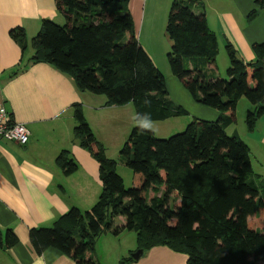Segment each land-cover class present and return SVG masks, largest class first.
<instances>
[{
	"label": "trees",
	"instance_id": "16d2710c",
	"mask_svg": "<svg viewBox=\"0 0 264 264\" xmlns=\"http://www.w3.org/2000/svg\"><path fill=\"white\" fill-rule=\"evenodd\" d=\"M54 1L63 24L43 19L29 43L21 26L10 29L22 54L30 46L34 61L68 74L80 91L104 95V106L131 102L135 120L188 113L169 97L163 74L138 41L126 10L129 0ZM255 3L264 6V0ZM256 10L248 13L249 21ZM164 34L170 41L166 57L171 73L195 101L220 115L213 121L195 117L167 138L134 126L120 150L132 170L133 184L126 188L81 104H72L73 141L96 160L101 191L90 208L72 206L51 226L30 228L29 242L37 254L53 247L77 264H96L97 237L126 229L136 234L143 253L167 246L185 254L186 264H264V194L254 180L248 146L225 132L236 120L242 96L255 106L246 114L248 130L264 114V41L251 45L252 62L239 58L228 44L223 78L216 74L217 39L201 0H171ZM56 164L64 174L78 167L68 150L60 151ZM117 217L124 220L120 226L114 224ZM17 242L11 228L0 237L6 247ZM132 261L130 254L118 264Z\"/></svg>",
	"mask_w": 264,
	"mask_h": 264
},
{
	"label": "crops",
	"instance_id": "0c3cea01",
	"mask_svg": "<svg viewBox=\"0 0 264 264\" xmlns=\"http://www.w3.org/2000/svg\"><path fill=\"white\" fill-rule=\"evenodd\" d=\"M201 1L207 25L217 39L216 63L222 54V71L229 65L228 44L239 58L254 61L251 45L264 41V6L258 7L255 0ZM170 2L129 0L126 10L138 41L163 74L170 98L174 101L177 95L197 111V118L213 121L220 112L195 101L170 71L166 58L170 41L164 34ZM254 8L257 14L249 21L248 13ZM62 17L54 0H0V105L29 130L28 141L23 145L0 143V237L7 228L18 237L11 247L0 245V264H77L53 247L37 254L30 245L28 231L51 226L72 206L90 208L101 191L96 160L73 141L76 121L72 104H81L85 119L102 143L110 127L121 128L122 105L104 106L105 96L80 91L68 74L48 62L34 61L30 46L22 54L9 34L10 29L21 26L29 43L28 37L38 32L43 19L60 24ZM241 98L237 107L243 105ZM249 104L248 109L254 110L255 106ZM234 129L230 135H238L248 146L254 180L264 194V114L257 118L252 130ZM62 150H68L78 164L70 174H64L56 164ZM116 220L119 226L124 223L122 217ZM136 249L133 231L124 229L118 235L106 231L97 237L92 255L96 264H118ZM128 264H186V256L160 245L142 252Z\"/></svg>",
	"mask_w": 264,
	"mask_h": 264
},
{
	"label": "rangeland",
	"instance_id": "374dc122",
	"mask_svg": "<svg viewBox=\"0 0 264 264\" xmlns=\"http://www.w3.org/2000/svg\"><path fill=\"white\" fill-rule=\"evenodd\" d=\"M63 18L64 17H62V21H60L61 22L60 25L64 23ZM32 36H34V35H30V37H28V38L31 39ZM220 57H222V54L217 59V63L219 64V67L217 66V69L221 70V71L217 70L216 74L218 77L225 78L226 77V69L224 71H222V69H221L222 68L221 67L222 59H220ZM227 59L228 58L226 57V60ZM217 63H216V65H217ZM176 79H178V78L176 77ZM168 86H170L169 88H172L171 84ZM101 96L104 97V95H101ZM169 97H170V94H169ZM173 102L175 104L183 105L184 108L188 111V113L185 115H180V116H176V117H172V118H168V119H164V120H135L134 119L133 105L131 102H127L124 105H122V108H121L122 109L121 128L119 130H115V128L113 126L110 127L109 131L106 133V137H104L105 139H104L103 143L97 139L103 145L106 157L115 161V164H116L115 171L121 176V178L123 180V184L126 188L131 187L133 184L132 170L127 165H125V163L121 160L120 150H121L124 142L126 141L131 129L136 125H140L146 129L153 131L154 135L157 137L167 138L173 134H176V133L183 131L185 129L186 125L190 121H192L193 118L198 116L196 113L197 111H195V109H193V107L187 105V103H185V101H183L182 98L179 99V97H177V95L174 96ZM179 102H181V103H179ZM240 103H243V105L239 104L238 107L236 106V113H235L236 120L234 123H232L228 127V129L226 131L227 132L226 134L229 136H231L230 134L233 133L234 128L239 132H241L243 130V128H246V120L245 119H246L247 111L248 110L252 111V110L248 109V107L250 106V104H249L250 102H248V100L245 96H242ZM209 109H210V107H209ZM204 114L206 116H209L207 112H205ZM204 120H206V119H204ZM170 204H171V201H170ZM114 224L116 226H119V222L117 220L114 222Z\"/></svg>",
	"mask_w": 264,
	"mask_h": 264
},
{
	"label": "built area",
	"instance_id": "2783aa9c",
	"mask_svg": "<svg viewBox=\"0 0 264 264\" xmlns=\"http://www.w3.org/2000/svg\"><path fill=\"white\" fill-rule=\"evenodd\" d=\"M29 138V130L22 122L15 120L10 111L0 105V143L14 142L25 144Z\"/></svg>",
	"mask_w": 264,
	"mask_h": 264
},
{
	"label": "water",
	"instance_id": "95a60500",
	"mask_svg": "<svg viewBox=\"0 0 264 264\" xmlns=\"http://www.w3.org/2000/svg\"><path fill=\"white\" fill-rule=\"evenodd\" d=\"M4 248V247H3ZM142 254V250L141 249H137L136 251H133L131 253V256L134 258V259H138L140 257V255Z\"/></svg>",
	"mask_w": 264,
	"mask_h": 264
}]
</instances>
